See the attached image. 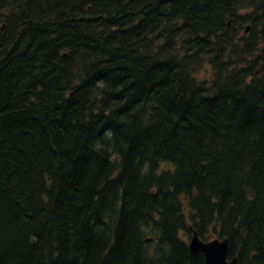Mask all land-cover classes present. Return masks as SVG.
I'll use <instances>...</instances> for the list:
<instances>
[{"label": "trees", "instance_id": "obj_1", "mask_svg": "<svg viewBox=\"0 0 264 264\" xmlns=\"http://www.w3.org/2000/svg\"><path fill=\"white\" fill-rule=\"evenodd\" d=\"M74 1L0 0V264H264V0Z\"/></svg>", "mask_w": 264, "mask_h": 264}, {"label": "bare ground", "instance_id": "obj_2", "mask_svg": "<svg viewBox=\"0 0 264 264\" xmlns=\"http://www.w3.org/2000/svg\"><path fill=\"white\" fill-rule=\"evenodd\" d=\"M17 1H18V0H17ZM75 1H76V0H75ZM75 1H74V2H75ZM83 1H84V0H83ZM87 1H89V0H87ZM94 1L96 2L97 0H94ZM106 1H107V0H106ZM111 1H112V0H111ZM113 1H114V0H113ZM131 1H132V0H131ZM131 1H130V2H131ZM138 1H139V0H138ZM145 1H146V0H145ZM183 1H184V0H183ZM183 1H182V2H183ZM11 2H12V1H11ZM57 2H58V1H57ZM59 2H60V1H59ZM76 2H77V1H76ZM108 2H109V1H108ZM174 2H175V1H174ZM174 2H173V3H174ZM178 2H181V1L179 0ZM186 2H187V1H186ZM188 2H189V1H188ZM193 2H194V0H193ZM201 2H202V1H201ZM219 2H220V1H219ZM98 3H99V2H98ZM98 3H97V4H98ZM136 3H137V2H136ZM184 3H185V2H184ZM190 3H191V2H190ZM17 4H18V2H17ZM23 4H24V3H23ZM77 4H78V3H77ZM77 4H75V5H77ZM83 4H84V3H83ZM109 4H111V2H110ZM112 4H113V3H112ZM123 4H124V3H123ZM180 4H181V3H180ZM180 4H179V5H180ZM195 4H196V3H195ZM226 4H227V3H226ZM254 4H255V3H254ZM9 5L11 6V4H9ZM48 5H49V4H48ZM93 5H94V4H93ZM131 5H132V4H131ZM179 5H178V6H179ZM181 5H182V4H181ZM181 5H180V6H181ZM183 5H184V4H183ZM185 5H186V4H185ZM185 5H184V6H185ZM33 6H34V5H33ZM78 6H79V5H78ZM97 6H99V5H97ZM97 6H96V7H97ZM168 6H169V5H168ZM173 6H174V5H173ZM175 6H177V5H175ZM188 6H189V5H188ZM198 6H199V5H198ZM200 6H201V5H200ZM11 7H12V6H11ZM93 7H94V6H93ZM119 7H120V6H119ZM128 7H129V6H128ZM189 7H190V6H189ZM189 7H188V8H189ZM192 7H193V5H192ZM223 7H224V6H223ZM257 7H258V6H257ZM3 8H4V7H3ZM30 8H31V7H30ZM39 8H40V7H39ZM43 8H44V7H43ZM90 8H91V7H90ZM99 8H100V7H98V9H99ZM114 8H115V7H114ZM134 8H135V7H134ZM183 8H184V7H182V9H183ZM195 8H197V7H195ZM225 8H226V7H225ZM14 9H15V8H13V10H14ZM25 9H26V8H25ZM49 9H50V8H49ZM64 9H65V8H64ZM67 9H68V8H67ZM92 9H95V8H92ZM98 9H97V10H98ZM126 9H127V8H126ZM176 9H177L176 11H178V8H176ZM185 9H187V7H186ZM185 9H183V10H185ZM193 9H194V8H193ZM226 9H227V8H226ZM229 9H230V8H229ZM232 9H233V8H232ZM232 9H231V10H232ZM256 9H257V8H256ZM1 10H2V9H1ZM6 10H7V8H6ZM41 10H42V9H41ZM55 10H56V9H55ZM70 10H71V9H70ZM83 10H84V9H83ZM95 10H96V9H95ZM114 10H115V9H114ZM116 10H119V9H116ZM127 10H129V9H127ZM146 10H148V9H146ZM179 10H180V9H179ZM58 11H59V10H58ZM68 11H69V10H68ZM129 11H130V10H129ZM148 11H149V10H148ZM150 11H151V9H150ZM153 11H154V10H153ZM172 11H173V9H172ZM187 11H189V9H188ZM190 11H191V9H190ZM194 11H195V10H194ZM197 11H199V9H198ZM197 11H196V12H197ZM223 11H224V10H223ZM260 11H262V10H260ZM25 12H27V11H25ZM56 12H57V11H56ZM60 12H61V11H60ZM62 12H63V10H62ZM62 12H61V13H62ZM64 12H65V11H64ZM64 12H63V13H64ZM66 12H67V11H66ZM121 12H122V11H121ZM135 12H136V11H135ZM146 12H147V11H146ZM156 12H157V11H156ZM169 12H170V11H169ZM185 12H186V11H185ZM192 12H193V10H192ZM227 12L229 13V11H227ZM257 12H258V11H257ZM34 13H35V12H34ZM44 13H45V12H44ZM127 13H129V12H127ZM148 13H150V12H148ZM148 13H147V14H148ZM170 13H171V12H170ZM198 13H199V12H197V16H200L201 14L199 13L200 15H198ZM4 14H5V13H4ZM8 14H9V13H8ZM10 14H11V13H10ZM10 14H9V15H10ZM29 14H30V13H29ZM46 14H47V13H46ZM56 14H57V13H56ZM56 14H55V15H56ZM142 14H143V13H142ZM145 14H146V13H145ZM154 14H155V13H154ZM172 14H173V13H172ZM175 14H176V12H175ZM180 14H182V13H180ZM186 14H187V12H186ZM195 14H196V13H195ZM230 14H232V13H230ZM33 15H34V14H33ZM140 15H141V14H140ZM182 15H183V14H182ZM189 15H190V14H189ZM192 15L194 16V14H192ZM15 16H16V15H15ZM22 16H23V15H22ZM37 16H38V15H37ZM42 16H43V15H42ZM66 16H68V15H66ZM125 16H126V15H125ZM127 16H129V14H128ZM144 16H145V15H144ZM147 16H148V15H147ZM150 16H151V15H150ZM152 16H153V15H152ZM177 16H178V15H177ZM180 16H181V15H180ZM184 16H185V15H184ZM193 16H192V17H193ZM232 16H233V15H232ZM33 17H34V16H33ZM44 17H45V15H44ZM130 17H131V15L129 16V18H130ZM140 17H141V16H140ZM156 17H157V16H156V14H155L154 18H156ZM173 17H175V16H173ZM178 17H179V16H178ZM178 17H177V19H178ZM11 18H12V17H11ZM25 18H26V17H25ZM40 18H41V17H40ZM126 18H127V17H125V19H126ZM133 18H134V17H133ZM143 18H144V17H143ZM145 18H146V17H145ZM194 18H195V16H194ZM196 18H198V17H196ZM196 18H195V19H196ZM229 18H230V17H229ZM263 18H264V17H263ZM21 19H22V18H21ZM46 19H47V18H46ZM138 19H139V16H138ZM150 19H151V18H150ZM187 19H188V18H187ZM195 19H194V20H195ZM16 20H17V18H16ZM50 20H51V19H50ZM127 20H128V18H127ZM127 20H126V23H127ZM133 20H134V19H133ZM139 20H140V19H139ZM141 20H143V19H141ZM171 20H172V19H171ZM220 20H221V19H220ZM226 20H227V19H226ZM21 21H22V20H21ZM25 21H26V20H25ZM36 21H37V20H36ZM70 21H72V18H71ZM121 21H123V20H121ZM128 21H129V20H128ZM143 21H145V19H144ZM188 21H189V20H188ZM216 21H217V20H216ZM131 22H132V20H131ZM140 22H141V21H140ZM148 22H150V21H148ZM174 22H175V20H174ZM190 22H191V21H190ZM225 22H226V21H225ZM246 22H247V21H246ZM17 23H18V22H17ZM46 23H47V22H46ZM120 23H122V22H120ZM123 23H124V21H123ZM129 23H130V22H129ZM155 23H156V22H155ZM155 23H154V24H155ZM191 23H192V22H191ZM1 24H2V26H1L2 30H5V29H6L5 26L7 27V24H5V23H3V22H2ZM36 24H37V22H36ZM68 24H70V22H68ZM68 24H67V25H68ZM161 24H162V23H161ZM172 24H173V23H172ZM216 24H217V23H216ZM223 24H224V23H223ZM232 24H233V18H231V19L229 20V25L232 26ZM263 24H264V23H263ZM10 25H11V24H10ZM121 25H122V24H121ZM225 25H227V24H225ZM12 26H13V25H12ZM28 26H29V25H28ZM126 26H127V25H126ZM143 26H144V25H143ZM148 26H149V25H148ZM155 26H156V25H155ZM186 26H188V25L186 24ZM7 28H8V27H7ZM17 28H18V27H17ZM131 28H132V27H131ZM133 28H134V27H133ZM161 28H162V27H161ZM10 29H11V28H10ZM22 29H23V28H22ZM28 29H29V28H28ZM41 29H42V28H41ZM236 29H237V28H236ZM250 29H251V23H250V22L244 24L243 28H241V34H242V35H246V34H248V33L250 32ZM7 30H8V29H7ZM47 30H48V28H47ZM119 30H120V29H119ZM140 30H141V29H140ZM223 30H224V29H223ZM9 31H12V30H9ZM133 31H134V30H133ZM213 31H214V30H213ZM215 31H216V30H215ZM4 32H5V31H4ZM21 32H22V31H21ZM38 32H39V31H38ZM178 32H179V31H178ZM1 33H2V32H1ZM8 33H9V32H8ZM36 33H37V32H36ZM129 33H130V32H129ZM141 33H142V32H141ZM216 33H217V32H216ZM20 34H21V33H20ZM94 34H95V33H94ZM94 34H93V35H94ZM111 34H112V33H111ZM127 34H128V33H127ZM4 35H5V34H4ZM11 35H12V33H11ZM14 35H16V34H14ZM97 35H98V34H97ZM2 36H3V35H2ZM19 36H20V35H19ZM21 36H22V35H21ZM46 36H47V35H46ZM103 36H104V35H103ZM236 36H238V35H236ZM12 37H14V36H12ZM61 37H62V36H61ZM225 37H226V36H225ZM229 37H230V36H229ZM231 37H232V36H231ZM10 38H11V37H10ZM42 38H43V37H42ZM46 38H47V37H46ZM91 38H92V37H91ZM93 38H94V37H93ZM95 38H96V37H95ZM132 38H133V37H132ZM135 38H136V37H135ZM188 38H189V37H188ZM3 39H4V38H3ZM19 39H20V38H19ZM22 39H23V38H22ZM22 39H21V40H22ZM39 39H40V38H39ZM39 39H38V40H39ZM57 39H58V38H57ZM129 39H130V38H129ZM150 39H151V38H150ZM224 39H225V38H224ZM9 40H10V39H9ZM14 40H15V39H14ZM17 40H18V39H17ZM47 40H48V39H47ZM76 40H77V39H76ZM99 40H100V39H99ZM101 40H102V39H101ZM118 40H119V39H118ZM3 41H4V40H3ZM19 41H20V40H19ZM40 41H41V40H40ZM42 41H43V40H42ZM42 41H41V42H42ZM88 41H89V40H88ZM91 41L94 42L93 39H92ZM97 41H98V40H97ZM126 41H127V40H126ZM131 41H132V40H131ZM137 41H138V40H137ZM140 41H141V40H140ZM149 41H150V40H149ZM10 42H11V40H10ZM20 42H21V41H20ZM20 42H19V44H20ZM22 42H24V40H23ZM38 42H39V41H38ZM86 42H87V41H86ZM89 42H90V41H89ZM142 42H143V41H142ZM187 42H188V41H187ZM3 43H4V42H2L1 39H0V48H1V47H4V44H5V43H4V44H3ZM14 43H15V41H14ZM16 43H18V42H16ZM121 43H122V41H121ZM143 43H144V42H143ZM229 43H230V42H229ZM32 44H33V43H32ZM36 44H37V43H36ZM59 44H61V43L59 42ZM63 44H64V43H63ZM74 44H75V43H74ZM79 44H80V43H79ZM85 44H86V43H85ZM88 44H89V43H88ZM226 44H227V43H226ZM233 44H234V42H233ZM5 45H7L9 48H11L9 43H6ZM16 45H17V44H16ZM37 45H38V44H37ZM82 45H83V44H82ZM125 45H126V44H125ZM139 45H140V44H139ZM153 45H154V44H153ZM235 45H236V44H235ZM20 46H21V45H20ZM79 46H80V45H79ZM121 46H122V45H121ZM189 46H190V45H189ZM5 47H6V46H5ZM5 47H4V48H5ZM15 47H16V46H15ZM15 47H14V48H15ZM42 47H44V46H42ZM146 47H147V46H146ZM217 47H218V46H217ZM6 48H7V47H6ZM16 48H17V47H16ZM26 48H27V47H26ZM36 48H37V47H36ZM71 48H72V47H71ZM151 48H152V47H151ZM210 48H211V47H210ZM221 48H222V47H221ZM2 49H3V48H2ZM61 49H62V48H61ZM78 49L80 50V48H78ZM130 49H131V48H130ZM142 49H143V48H142ZM217 49H218V48H217ZM263 49H264V48H263ZM6 50H7V49H6ZM25 50H26V49H25ZM41 50H42V49H41ZM137 50H138V49H137ZM233 50H234V49H233ZM255 50H256V49H255ZM259 50H260V49H259ZM3 51H5V50H3ZM20 51H21V49H20L18 52H20ZM132 51H133V50H132ZM144 51H145V50H144ZM239 51H240V50H239ZM263 51H264V50H263ZM77 52L79 53L78 50H77ZM163 52H164V51H163ZM170 52H171V51H170ZM249 52H250V51H249ZM3 53L6 54V52H3ZM21 53H22V52H21ZM78 53H76V54H78ZM223 53H224V52H223ZM242 53H243V52H242ZM0 54H1V52H0ZM74 54H75V53H74ZM6 55H7V54H6ZM67 55H69V54H67ZM71 55H72V54H71ZM231 55H232V54H231ZM1 56H2V54H1ZM4 56H5V55H4ZM57 56H58V55H57ZM244 56H245V55H244ZM259 56H260V55H259ZM7 57H8V56H7ZM59 57H60V56H59ZM59 57H58V58H59ZM71 57H72V56H71ZM77 57H78V55H77ZM77 57H76V58H77ZM80 57H81V56H80ZM80 57H79V59H80ZM5 58H6V57H5ZM5 58H4V59H5ZM238 58H239V57H238ZM261 58H262V57H261ZM56 60H57V59H56ZM69 60H70V59H69ZM62 61H63V60H61V62H62ZM65 61H66V60H65ZM78 61L80 62V60H78ZM78 61H77V63L79 64ZM226 61H227V60H226ZM233 61H234V60H233ZM0 62H2V61L0 60ZM47 62H48V61H47ZM54 62H57V61H54ZM66 62H67V61H66ZM73 62H74V61H73ZM81 62H82V61H81ZM85 62H86V60H85ZM43 63H44V62H43ZM240 63H241V62H240ZM48 64H49V63H48ZM48 64H47V65H48ZM55 64H58V63H55ZM65 64H67V63H65ZM78 64H77V65H78ZM84 64H85V63H84ZM222 64H223V63H222ZM60 65H61V64H60ZM71 65H72V64H71ZM71 65H70V66H71ZM77 65H76V66H77ZM80 65H81V64H80ZM82 65H83V63H82ZM227 65H228V64H227ZM42 66H43V65H42ZM66 66H67V65H66ZM83 66H84V65H83ZM258 66H259V65H258ZM46 67H47V66H46ZM62 67H63V66H62ZM64 67H65V65H64ZM64 67H63V68H64ZM79 67H80V66H79ZM225 67H226V66H225ZM57 68H58V67H57ZM59 68H60V67H59ZM66 68H67V67H66ZM66 68H65V69H66ZM77 68H78V67H77ZM77 68H76L75 70H77ZM213 68H214V66H213ZM51 69H52V68H51ZM61 69H62V68H61ZM78 69H79V68H78ZM81 69H83V67H82ZM220 69H221V68H220ZM242 69H243V68H242ZM66 70H67V69H66ZM259 70H260V69H259ZM40 71H41V70H40ZM56 71H57V70H56ZM68 71H69V69H68ZM157 71H158V70H157ZM34 72H35V71H34ZM43 72H44V71H43ZM59 72H60V71H59ZM63 72H65V71H63ZM44 73H45V72H44ZM66 73H67V72H66ZM154 73H155V72H154ZM226 73H227V72H226ZM56 74H57V73H56ZM155 74H157V73H155ZM48 75H49V74H48ZM50 75H51V74H50ZM66 75H67V74H66ZM66 75H65V76H66ZM157 75H158V74H157ZM231 75H232V74H231ZM263 75H264V74H263ZM52 76H53V75H52ZM152 76H153V75H152ZM155 76H156V75H155ZM155 76H154V77H155ZM159 76H161V75L159 74ZM159 76H158V77H159ZM181 76H182V75H181ZM213 76H214V75H213ZM50 77H51V76H50ZM154 77H153V78H154ZM227 77H228V76H227ZM256 77H257V76H256ZM29 78H30V77H29ZM59 78H60V77H59ZM151 78H152V77H151ZM159 78H160V77H159ZM220 78H221V77H220ZM66 79H67V78H66ZM229 79H230V78H229ZM261 79H262V78H261ZM27 80H29V79H27ZM34 80H35V79H34ZM49 80H50V79H49ZM55 80H56V79H55ZM61 80H62V79H61ZM141 80H142V79H141ZM175 80H176V79H175ZM44 81H45V80H44ZM63 81H64V80H63ZM23 82H24V81H23ZM215 82H216V81H215ZM236 82H238V81H236ZM263 82H264V81H263ZM28 83H29V82H28ZM44 83H45V82H44ZM219 83H220V82H219ZM230 83H231V81H230ZM257 84H258V83H257ZM35 85H36V84H35ZM44 85H45V84H44ZM238 85H239V84H238ZM244 85H245V84H244ZM171 86H172V85H171ZM22 87H23V86H22ZM24 87H26V86H24ZM214 87H216V86H214ZM250 87H251V86H250ZM16 88H17V87H16ZM185 88H186V87H185ZM239 88H240V87H239ZM19 89H20V88H19ZM23 89H24V88H23ZM36 89H37V88H36ZM173 89H174V88H173ZM29 90H30V89H29ZM196 90H197V89H196ZM255 90H256V88H255ZM21 91H22V90H21ZM21 91L19 90V92H21ZM36 91H37V90H36ZM36 91H35V92H36ZM47 91H48V90H47ZM247 91L249 92V90H247ZM24 92H25V90H24ZM26 92H27V91H26ZM207 92H208V91H207ZM30 93H31V92H30ZM46 93H47V92H46ZM53 93H55V92H53ZM59 93H60V92H59ZM172 93H173V92H172ZM177 93H178V92H177ZM230 93H231V91H230ZM230 93H229V94H230ZM17 94H18V93H17ZM17 94H16V95H17ZM50 94H51V93H50ZM60 94H61V93H60ZM193 94H194V93H193ZM206 94H207V93H206ZM206 94H205V95H206ZM257 94H258V93H257ZM18 95H19V94H18ZM23 95H24V94H23ZM40 95H41V94H40ZM44 95H45V94H44ZM54 95H55V94H54ZM185 95H186V94H185ZM185 95H182V96H185ZM201 95H202V94H201ZM205 95H204V96H205ZM216 95H217V94H216ZM232 95H233V94H232ZM232 95H231V96H232ZM29 96H31V94H30ZM46 96H47V95H46ZM49 96H50V95H49ZM60 96H61V95H60ZM174 96H175V95H174ZM195 96H196V95H195ZM198 96H199V95H198ZM256 96H258V95H256ZM19 97H20V96H19ZM21 97H22V96H21ZM50 97H51V96H50ZM186 97H187V96H186ZM191 97H192V96H191ZM200 97H201V96H200ZM214 97H215V96H214ZM7 98H8V97H7ZM40 98H41V97H40ZM47 98H48V97H46V99H47ZM175 98H176V96H175ZM212 98H213V97H212ZM221 98H222V97H221ZM224 98H225V97H224ZM235 98H236V97H235ZM246 98H247V97H246ZM9 99H10V98H9ZM25 99H26V98H25ZM43 99H44V98H43ZM46 99H45V100H46ZM54 99H55V98H54ZM188 99H189V98H188ZM203 99H204V98H203ZM47 100H49V99H47ZM209 100H210V99H209ZM226 100H227V99H226ZM235 100H236V99H235ZM21 101H22V100H21ZM50 101H51V100H50ZM56 101H57V100H56ZM179 101H180V100H179ZM185 101H186V100H185ZM188 101H189V100H188ZM216 101H217V99H216ZM230 101H231V100H230ZM232 101H233V100H232ZM241 101H242V99H241ZM12 102H13V101H12ZM23 102H24V101H23ZM51 102H52V101H51ZM67 102H69V101H67ZM182 102H184V101H181V104H180V102H179V104H180L181 106H184V105H182V104H183ZM220 102H222V101H220ZM254 102H255V101H254ZM187 103H188V102H187ZM5 104H6V103H5ZM11 104H12V103H11ZM21 104H22V103H21ZM197 104H198V103H197ZM228 104H229V103H228ZM232 104H233V102H232ZM17 105H18V104H17ZM30 105H31V104H30ZM34 105H35V104H34ZM36 105H37V104H36ZM60 105H61V104H60ZM202 105H206V103H205V104H202ZM6 106H7V105H6ZM14 106H15V105H14ZM19 106H21V105H19ZM39 106H40V105H39ZM206 106H207V105H206ZM242 106H243V105H242ZM1 107H2V106H1ZM8 107H9V106H8ZM36 107H37V106H36ZM72 107H73V106H72ZM219 107H220V106H219ZM225 107H226V106H225ZM10 108H11V107H10ZM13 108H14V107H13ZM29 108H30V107H29ZM168 108H169V107H168ZM183 108H184V107H183ZM199 108H200V107H198V109H199ZM226 108H227V107H226ZM243 108H244V107H243ZM252 108H253V107H252ZM18 109H19V108H18ZM49 109H50V108H49ZM58 109H59V108H58ZM196 109H197V108H196ZM200 109H202V108H200ZM200 109H199V110H200ZM216 109H217V108H216ZM230 109H231V108H230ZM19 110H20V109H19ZM77 110H78V109H77ZM243 110H244V109H243ZM250 110H251V109H250ZM34 111H35V110H34ZM49 111H50V110H49ZM52 111H53V110H52ZM170 111H171V110H170ZM173 111H174V110H173ZM202 111H203V110H202ZM210 111H211V110H210ZM216 111H217V110H216ZM223 111H224V110H223ZM241 111H242V109H241ZM38 112H39V111H38ZM50 112H51V111H50ZM162 112H163V111H162ZM195 112H196V111H195ZM225 112H226V111H225ZM239 112H240V111H239ZM7 113H8V112H7ZM12 113H13V112H12ZM33 113H34V112H33ZM48 113H49V112H48ZM76 113L78 114V112H76ZM170 113H172V112H170ZM170 113H169V116L171 115ZM174 113H175V111H174ZM179 113H181V112H179ZM188 113H189V112H188ZM202 113H205V112H202ZM216 113H217V112H216ZM231 113H232V112H231ZM40 114H41V112H40ZM192 114H193V113H192ZM226 114H227V113H226ZM239 114H240V113H239ZM248 114H249V113H248ZM51 115H53V114H51ZM59 115H60V114H59ZM75 115H76V114H75ZM78 115H79V114H78ZM164 115H165V114H164ZM164 115H163V116H164ZM172 115H173V114H172ZM201 115H202V114H201ZM218 115H219V114H218ZM241 115H242V114H241ZM7 116H8V115H7ZM10 116H11V115H10ZM10 116H9V117H10ZM166 116H167V115H166ZM173 116H174V115H173ZM186 116H187V114H186ZM219 116H220V115H219ZM224 116H225V115H224ZM230 116H231V115H230ZM238 116H239V115H238ZM4 117H5V116H4ZM13 117H14V116H13ZM53 117H54V116H53ZM65 117H66V115H65ZM71 117H72V116H71ZM71 117H70V118H71ZM57 118H58V117H57ZM66 118H67V117H66ZM73 118H74V117H73ZM174 118H175V117H174ZM204 118H205V117H204ZM221 118H222V117H221ZM225 118H226V117H225ZM234 118H235V117H234ZM58 119H59V118H58ZM67 119H68V118H67ZM71 119H72V118H71ZM71 119H70V120H71ZM166 119H167V118H166ZM168 119H170V118H168ZM172 119H173V118H172ZM189 119H190V118H189ZM232 119H233V118H232ZM163 120H164V118H163ZM163 120H162V121H163ZM228 120H229V119H228ZM0 121L2 122V120H0ZM3 121H4V120H3ZM42 121H43V120H42ZM71 121H72V120H71ZM79 121H80V120H79ZM158 121H159V120H158ZM214 121H215V120H214ZM217 121H218V120H217ZM232 121H233V120H232ZM236 121H239V120H236ZM244 121H245V120H244ZM219 122H220V121H219ZM44 123H45V122H44ZM66 123H67V122H66ZM167 123H169V122H167ZM199 123H200V122H199ZM209 123H210V122H209ZM226 123H227V122H226ZM238 123H239V122H238ZM48 124H49V123H48ZM55 124H56V123H55ZM86 124H87V123H86ZM144 124H146V122H145ZM205 124H207V123H205ZM228 124H229V122H228ZM75 125H76V124H75ZM115 125H116V124H115ZM50 126H51V125H50ZM156 126H157V125H156ZM219 126H221V125H219ZM226 126H228V125H226ZM47 127H48V126H47ZM86 127H87V126H86ZM102 128H103V127H102ZM188 128H189V127H188ZM208 128H209V127H208ZM236 128H238V127H236ZM239 128H240V127H239ZM43 129H44V128H43ZM50 129H51V128H50ZM94 129H95V128H94ZM96 129H97V128H96ZM72 130H73V129H72ZM113 130H114V129H113ZM142 130H143V129H142ZM146 130H147V129H146ZM207 130H208V129H207ZM215 130H216V129H215ZM217 130H218V129H217ZM217 130H216V131H217ZM226 130H227V129H226ZM233 130H234V129H233ZM233 130H232V131H233ZM57 131H58V130H57ZM77 131H78V130H77ZM80 131H83V130H80ZM80 131H79V132H80ZM92 131H93V130H92ZM160 131H161V130H160ZM141 132H142V131H141ZM151 132H152V131H151ZM170 132H171V131H170ZM191 132H192V131H191ZM191 132H190V133H191ZM18 133H19V132H18ZM77 133H78V132H77ZM80 133H81V132H80ZM86 134H87V133H86ZM169 134H170V133H169ZM191 134H192V133H191ZM203 134H204V133H203ZM211 134H212V133H211ZM88 135H89V134H88ZM120 135H122V134H120ZM125 135H126V134H125ZM158 135H159V134H158ZM194 135H195V134H194ZM83 136H84V135H83ZM214 136H215V135H214ZM216 136H217V135H216ZM70 137H71V136H70ZM113 137H114V136H113ZM165 137H166V136H165ZM16 138H17V137H16ZM150 138H151V137H150ZM203 138H204V137H203ZM203 138H202V139H203ZM217 138H218V137H217ZM8 139H9V138H8ZM20 139H21V138H20ZM96 139H97V138H96ZM98 139H99V137H98ZM103 139H104V138H103ZM221 139H222V138H221ZM4 140H5V139H4ZM48 140H49V139H48ZM94 140H95V139H94ZM115 140H116V139H115ZM217 140H218V139H217ZM7 141H8V140H7ZM45 141H46V140H45ZM54 141H55V140H54ZM107 141H108V140H107ZM205 141H206V140H205ZM101 142H102V141H101ZM104 142H105V141H104ZM5 143H6V142H5ZM26 143H27V142H26ZM110 143H111V142H110ZM110 143H109V144H110ZM206 144H207V143H206ZM2 145H3V144H2ZM190 145H191V144H190ZM195 145H196V144H195ZM200 145H201V144H200ZM50 146H51V145H50ZM193 146H194V145H193ZM197 146H198V144H197ZM197 146H196V147H197ZM206 146H207V145H206ZM217 146H218V145H217ZM88 147H89V146H88ZM119 147H120V146H119ZM221 147H222V146H221ZM23 148H24V147H23ZM59 148H60V147H59ZM123 148H124V147H123ZM192 148H193V147H192ZM210 148H211V147H210ZM28 149H29V148H27V150H28ZM9 150H10V149H9ZM30 150H31V149H30ZM105 150H106V149H105ZM107 150H108V149H107ZM205 150H206V147H205ZM12 151H13V150H12ZM93 151H94V150H93ZM257 151H258V150H257ZM14 152H15V151H14ZM24 152H25V151H24ZM29 152H30V151H29ZM0 153H1V152H0ZM11 153H12V152H11ZM20 153H21V152H20ZM55 153H56V152H55ZM3 154H4V153H3ZM24 154H25V153H24ZM37 154H38V153H37ZM46 154H47V153H46ZM65 154H66V153H65ZM14 155H15V154H14ZM61 155H62V154H61ZM84 155H85V154H84ZM87 155H88V154H87ZM50 156H51V155H50ZM54 156H55V155H54ZM54 156H53V157H54ZM99 156H100V155H99ZM8 157H9V156H8ZM262 157H263V156H262ZM65 158H66V157H65ZM95 158H96V157H95ZM103 158H104V157H103ZM3 159H4V158H3ZM5 160H6V159H5ZM38 160H39V159H38ZM7 161H8V160H7ZM31 161H32V160H31ZM56 161H57V160H56ZM69 161H70V160H69ZM90 161H91V160H90ZM2 162H3V161H2ZM15 162H16V161H15ZM38 162H39V161H38ZM60 162H61V161H60ZM263 162H264V161H263ZM29 163H30V161H29ZM39 163H40V162H39ZM45 163H46V162H45ZM75 163H76V162H75ZM94 163H95V162H94ZM97 163H98V162H97ZM115 163H116V162H115ZM260 163H261V162H260ZM35 164H36V163H35ZM98 164H99V163H98ZM98 164H95V165L98 166ZM112 164H113V163H112ZM1 165H2V164H1ZM9 165H10V164H9ZM17 165H18V164H17ZM38 165H39V164H38ZM41 165H42V164H41ZM65 165H66V164H65ZM24 166H25V165H24ZM44 166H45V165H44ZM49 166H50V165H49ZM99 166H100V165H99ZM28 167H29V166H28ZM37 167H39V166H37ZM42 167H43V166H42ZM6 168H7V167H6ZM9 168H10V167H9ZM12 168H13V167H12ZM12 168H11V169H12ZM17 168H18V167H17ZM109 168H110V167H109ZM49 169H50V168H49ZM49 169H48V170H49ZM58 169H59V168H58ZM61 169H62V168H61ZM25 170H26V169H25ZM38 170H40V169H38ZM41 170H42V169H41ZM51 170H52V169H51ZM8 171H9V170H8ZM23 171H24V170H23ZM61 171H62V170H61ZM47 172H48V171H47ZM47 172H46V173H47ZM1 173H2V172H1ZM1 173H0V175H2ZM37 173H38V172H37ZM59 173H60V172H59ZM248 173H249V171H248ZM255 173H256V172H255ZM16 174H17V173H16ZM23 174H24V173H23ZM54 174H55V173H54ZM7 175H8V174H7ZM18 175H19V174H18ZM37 175H38V174H37ZM58 175H59V174H58ZM3 176H4V174H3ZM19 176H20V175H19ZM26 176H27V174H26ZM61 176H62V175H61ZM244 176H245V175H244ZM244 176H243V177H244ZM23 177H24V176H23ZM41 177H42V176H41ZM0 178H1V177H0ZM3 178H4V177H3ZM17 178H18V177H17ZM257 178H258V177H257ZM12 179H13V178H12ZM36 179H37V178H36ZM19 180H20V179H19ZM38 180H39V179H38ZM61 180H62V179H61ZM65 180H66V179H65ZM248 180H249V179H248ZM16 181H17V180H16ZM57 181H58V180H57ZM256 181H257V180H256ZM2 182H3V181H2ZM14 182H15V181H14ZM26 182H27V181H26ZM8 183H9V182H8ZM20 183H21V182H20ZM27 183H28V182H27ZM33 183H34V182H33ZM248 183H249V182H248ZM258 183H259V182H258ZM260 183H261V182H260ZM66 184H67V182H66ZM248 185H249V184H248ZM29 186H30V185H29ZM56 186H57V185H56ZM0 187H1V186H0ZM23 187H25V186H23ZM41 187H42V186H41ZM51 187H52V186H51ZM64 187H66V186H64ZM236 187H238V186H236ZM7 188H8V187H7ZM59 188H60V187H59ZM232 188H233V187H232ZM8 189H9V188H8ZM12 189H13V188H12ZM64 189H65V188H64ZM18 190H19V189H18ZM24 190H26V189H24ZM59 190H60V189H59ZM66 190H67V188H66L65 190H63V191H66ZM255 190H256V189H255ZM21 191H22V188H21ZM233 191H234V190H233ZM9 192H10V191H9ZM18 192H19V191H18ZM24 192H27V191H24ZM24 192H23V193H24ZM60 192H61V191H60ZM242 192H243V191H242ZM19 193H20V192H19ZM21 193H22V192H21ZM37 193H38V192H37ZM46 193H47V192H46ZM57 193H58V192H57ZM63 193H64V192H63ZM239 193H240V192H239ZM27 194H28V192L25 193V195H27ZM32 194H33V193H32ZM58 194H59V193H58ZM229 194H230V193H229ZM233 194H234V193H232V195H233ZM17 195H19V194H17ZM25 195H24V196H25ZM37 195H38V194H37ZM235 195H236V194H235ZM241 195H242V194H241ZM262 195H263V194H262ZM55 196H56V195H55ZM61 196H62V194H61ZM236 196H238V195H236ZM19 197H20V196H19ZM30 197H32V196H30ZM57 197H58V196H57ZM59 197H60V196H59ZM25 198H26V196H25ZM232 198H233V197H232ZM6 199H7V198H5V201H6ZM12 199H13V198H12ZM23 199H24V197H23ZM23 199H22V200H23ZM66 199H67V198H66ZM239 199H240V198H239ZM7 200H8V199H7ZM61 200H63V199H61ZM241 200H242V199H241ZM230 201H231V200H230ZM232 201H233V200H232ZM257 201H258V200H257ZM14 202H15V201H14ZM17 202H18V201H17ZM5 203H6V202H5ZM219 203H220V202H219ZM221 203H222V202H221ZM248 203H249V202H248ZM249 204H250V203H249ZM234 205H235V204H234ZM252 205H253V204H252ZM258 205H259V204H258ZM9 206H10V205H9ZM17 206H18V205H17ZM222 206H223V205H222ZM224 206H225V205H224ZM14 207H15V206H14ZM219 207H220V206H219ZM263 207H264V206H263ZM8 208H9V207H8ZM221 208H222V207H221ZM12 209H13V208H12ZM18 209H19V208H18ZM11 214H12V213H11ZM17 215H18V214H17ZM4 216H5V215H4ZM14 216H15V215H14ZM29 216H30V215H29ZM32 216H33V215H32ZM11 217H12V216H11ZM8 218H9V217H8ZM25 218H26V217H25ZM29 218H30V217H29ZM35 219H36V218H35ZM2 220H3V219H2ZM9 221H10V220H9ZM14 221H15V220H14ZM9 225H10V224H9ZM30 225H31V224H30ZM23 226H24V225H23ZM31 227H32V226H31ZM40 232H41V230H40ZM9 233H10V232H9ZM30 233H31V232H30ZM23 235H24V234H23ZM18 237H19V236H18ZM21 237H22V236H21ZM15 238H16V237H15ZM23 238H24V237H23ZM43 238H44V237H43ZM17 239H18V238H17ZM37 241H38V240H37ZM40 241H41V240H40ZM4 243H5V242H4ZM15 243H16V242H15ZM20 243H21V242H20ZM23 243H24V242H23ZM34 244H35V243H34ZM7 245H8V244H7ZM16 245H18V244H16ZM0 246H1V245H0ZM4 248H5V247H4ZM11 248H12V247H11ZM25 248H26V247H25ZM36 248H37V247H36ZM39 248H40V247H39ZM5 250H6V249H5ZM1 251H2V250H1ZM8 251H9V250H8ZM15 251H16V250H15ZM20 251H21V250H20ZM36 251H37V250H36ZM34 252H35V251H34ZM41 252H42V250H41ZM22 253H24V252H22ZM27 253H28V252H27ZM32 254H33V253H32ZM42 254H43V253H42ZM1 255H2V254H1ZM25 255H26V254H25ZM35 255H36V254H35ZM40 257H41V255H40ZM33 258H34V257H33ZM36 259H37V258H36ZM34 261H35V260H34ZM5 263H6V262H5ZM30 263H32V262H30ZM43 264H44V263H43Z\"/></svg>", "mask_w": 264, "mask_h": 264}, {"label": "water", "instance_id": "obj_3", "mask_svg": "<svg viewBox=\"0 0 264 264\" xmlns=\"http://www.w3.org/2000/svg\"><path fill=\"white\" fill-rule=\"evenodd\" d=\"M263 69L264 66L262 67ZM190 245L194 252L202 251L205 254L206 264H238L236 257L230 262L227 261L229 251V242L227 239L223 241L215 239L210 242H204L199 238L198 232H195Z\"/></svg>", "mask_w": 264, "mask_h": 264}]
</instances>
